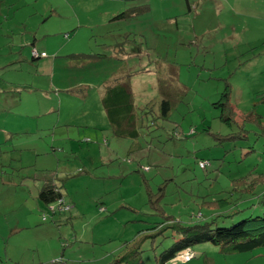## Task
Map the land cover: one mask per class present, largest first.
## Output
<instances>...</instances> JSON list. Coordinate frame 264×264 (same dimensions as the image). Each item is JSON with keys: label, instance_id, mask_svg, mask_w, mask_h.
<instances>
[{"label": "rangeland", "instance_id": "rangeland-1", "mask_svg": "<svg viewBox=\"0 0 264 264\" xmlns=\"http://www.w3.org/2000/svg\"><path fill=\"white\" fill-rule=\"evenodd\" d=\"M35 48L54 59L51 74ZM79 52L96 56H71ZM157 58L177 67L188 90L168 120L156 116ZM123 67L133 72L137 140L114 133L101 99ZM228 85L237 114L226 120L219 100ZM255 113L264 120V0H0V178L13 181L0 193L36 182L0 214V225L25 227L0 238V264H111L126 241L164 220L148 189L185 224L264 215V130L244 121ZM46 181L61 186L64 204L30 193ZM171 234L146 237L141 264H159ZM190 248L191 260L166 264H264V246Z\"/></svg>", "mask_w": 264, "mask_h": 264}, {"label": "trees", "instance_id": "trees-1", "mask_svg": "<svg viewBox=\"0 0 264 264\" xmlns=\"http://www.w3.org/2000/svg\"><path fill=\"white\" fill-rule=\"evenodd\" d=\"M149 9L150 7L148 5L143 8L134 7L119 13L116 17L122 18L136 15L141 11H148ZM39 51L41 52V50ZM71 55L80 58L82 56H96L92 53L88 54L83 52L72 53ZM150 65L153 67L151 70L156 73L158 78L156 86L158 88V112L156 116L163 120L171 119L173 112L187 96L188 90L180 84L176 66L167 64L160 58L154 60ZM162 71H166L169 74H163ZM132 73L128 67H123L122 75H114L113 78L110 77L103 93V100L114 133L118 136L131 137L137 140L140 135V129L137 125V104L134 85L131 80ZM231 95L232 88L231 85H228L223 90L221 99L219 100L220 103L225 104L226 108L230 109V117L225 114L226 120L233 118V114H237L235 106H232L230 103ZM153 103V100L148 101L140 109L143 110V113L149 112L147 111L148 108L154 109L155 104ZM249 120H257L264 130L263 115L258 113H255L254 116L247 115L244 121ZM235 133L228 134L227 136L219 133L215 135L219 139L236 138L237 135ZM202 162L204 161H200L201 166ZM204 163L205 166L202 167L205 168L208 163ZM254 184L255 182L246 189L248 191L252 190ZM161 192L163 193L162 190ZM148 193L150 203L158 211V214L160 211V215L164 217V220L154 226L156 228L154 232L146 235V237L156 236L160 233L165 234L168 229H172L171 236L173 237V243L157 256L159 264H166L168 261L174 260L182 251L201 242H213L220 246L221 250L227 254L252 251L260 246H264V215H251L240 219L232 225L224 226H214V220L185 224L177 220L174 215L163 212V209L158 204L160 192L156 195L148 189ZM39 197L47 205L55 202H60V204L65 203L61 186L49 181L41 186ZM146 237L126 241L124 252L119 254L111 264H141L144 253L142 242L146 240Z\"/></svg>", "mask_w": 264, "mask_h": 264}, {"label": "crops", "instance_id": "crops-1", "mask_svg": "<svg viewBox=\"0 0 264 264\" xmlns=\"http://www.w3.org/2000/svg\"><path fill=\"white\" fill-rule=\"evenodd\" d=\"M38 50H40V49H38ZM42 51V50H41ZM33 52V51H32ZM47 52V51H46ZM48 53V52H47ZM72 56V55H71ZM42 57H46L45 59H42L40 62H39V66L41 65V64H43L44 66H45V70H47L46 72H48L49 74H51L52 73V67L54 66V59L53 58H50V55H49V53L46 55V56H42ZM73 57V56H72ZM37 58H39V57H37ZM107 85H108V82L106 83V86H105V88L104 89H106V87H107ZM105 91V90H104ZM104 91L102 92V94H101V99H102V102H103V104H104V100H103V93H104ZM106 108V107H105ZM10 165H11V167H16V165L14 164V162H13V160H11L10 161ZM6 172V171H5ZM6 174H7V172H6ZM6 174H4L3 175V177H5L6 176ZM7 176H9L10 177V175L9 174H7ZM2 178H0V186L1 187H5V186H7L8 184H11L13 181L12 180H10V182L8 183L7 181H3L2 182V180H1ZM47 182V181H46ZM30 183H35L36 184V182H26V183H22L21 185H23L22 187H28L29 185H30ZM21 185L20 186H17L18 188H15L14 189V191H9V190H7V194H3V193H0V214L1 213H8L10 210L9 209H6V206L8 205V204H11V206H10V208L12 209V210H15L16 208H17V204H19L20 205V196H19V189L21 188L22 189V187H21ZM8 188H12L13 187V185H10V186H7ZM36 187L37 188H35L34 186H32V189L30 188H28L29 189V191H30V193L32 194L33 192H35V194L37 195V197L40 199V197H39V192H40V188H41V186H39V185H36ZM18 189V190H17ZM38 192V193H37ZM41 200V199H40ZM6 211V212H2V211ZM6 213V214H7ZM24 219H26V218H24ZM5 222V221H4ZM11 222H13V220H10V224L9 225H5L4 223H2L1 225H0V232H1V234H0V238L1 237H5V236H7V234L8 235H10L11 237H12V235L13 234H17V233H19V232H21L22 231V229L23 228H25V227H22V226H20V224H21V220H18V221H16L15 223H11ZM24 222H27V220H25ZM2 229V230H1Z\"/></svg>", "mask_w": 264, "mask_h": 264}, {"label": "built area", "instance_id": "built-area-1", "mask_svg": "<svg viewBox=\"0 0 264 264\" xmlns=\"http://www.w3.org/2000/svg\"><path fill=\"white\" fill-rule=\"evenodd\" d=\"M33 54L35 55V56H46L47 55V52L46 51H39L37 48H35L34 50H33ZM202 166H205V163L204 162H202ZM52 210H53V212L55 211V208L54 207H52ZM44 219L46 220L47 219V216L46 215H44ZM195 256V253L193 252V250L191 249V248H187V249H185L184 251H182L178 256H177V258H180V259H184V260H187V261H189V260H191L193 257ZM176 258V259H177Z\"/></svg>", "mask_w": 264, "mask_h": 264}]
</instances>
